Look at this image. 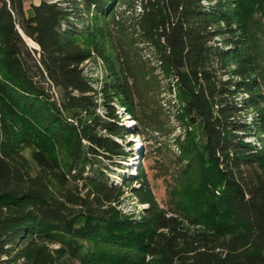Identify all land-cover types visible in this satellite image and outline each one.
<instances>
[{
  "label": "trees",
  "instance_id": "16d2710c",
  "mask_svg": "<svg viewBox=\"0 0 264 264\" xmlns=\"http://www.w3.org/2000/svg\"><path fill=\"white\" fill-rule=\"evenodd\" d=\"M140 44L148 118L168 91L184 125L166 206L144 170L108 174ZM0 264H264V0H0Z\"/></svg>",
  "mask_w": 264,
  "mask_h": 264
},
{
  "label": "rangeland",
  "instance_id": "374dc122",
  "mask_svg": "<svg viewBox=\"0 0 264 264\" xmlns=\"http://www.w3.org/2000/svg\"><path fill=\"white\" fill-rule=\"evenodd\" d=\"M31 1L34 0H25L26 8L30 7ZM205 2L207 4V1ZM63 5L66 6V3ZM140 47V54L136 55L137 59L129 63L130 67L140 71V74L135 77L140 120L127 114L124 108L116 104L119 117L129 130V133L125 134V137H128L127 143L122 140L119 141L131 146L132 156L126 161H121L124 168L114 167V170L108 174L113 183L124 186L125 176L136 177L144 170L157 200L166 206L169 201V186L173 182V175L177 168L176 161L180 154L176 138L184 132V125L175 116L176 107L174 103L176 100L174 95L169 94L168 91L163 93L161 97L164 113L159 111V115H156L155 109L150 108L149 112L152 116L148 118V96L143 94L141 89V87L144 89L148 84V74L146 75L143 70L144 68L148 70V58L153 60L152 65L157 63L153 59V55L150 56L148 44H140ZM82 68L90 82L96 88H101L106 71L103 60L100 57H93L85 61ZM171 98L172 101H170ZM241 98L242 95L239 96V99ZM100 111L103 112V109L101 108ZM251 117L252 114H249L248 119ZM135 185L139 186V183ZM146 206V204L139 202L129 187H124V194L120 199L118 208L125 215L139 218Z\"/></svg>",
  "mask_w": 264,
  "mask_h": 264
},
{
  "label": "crops",
  "instance_id": "0c3cea01",
  "mask_svg": "<svg viewBox=\"0 0 264 264\" xmlns=\"http://www.w3.org/2000/svg\"><path fill=\"white\" fill-rule=\"evenodd\" d=\"M40 1H41V0H34L33 2H34L35 4H38Z\"/></svg>",
  "mask_w": 264,
  "mask_h": 264
}]
</instances>
